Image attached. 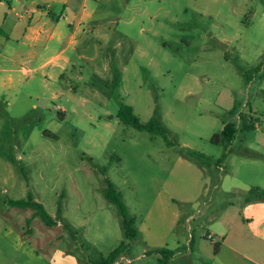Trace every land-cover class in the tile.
<instances>
[{"label":"rangeland","instance_id":"374dc122","mask_svg":"<svg viewBox=\"0 0 264 264\" xmlns=\"http://www.w3.org/2000/svg\"><path fill=\"white\" fill-rule=\"evenodd\" d=\"M86 7L95 11L97 23L85 26L94 46L68 51L76 70L54 83L37 75L0 87V264H96L122 243L131 249L117 264H161L159 251L192 236L207 241L192 255L199 263L210 250L202 237L209 215L235 203L259 218V203L247 209L244 199L251 188L264 190V1L88 0ZM117 73L120 101L142 124L158 109L173 146L120 120ZM227 123L237 134L226 152L215 138ZM244 123L252 129L243 131ZM106 179L139 232L131 243L104 196ZM30 193L55 226L7 204ZM180 261L188 264H171Z\"/></svg>","mask_w":264,"mask_h":264},{"label":"crops","instance_id":"0c3cea01","mask_svg":"<svg viewBox=\"0 0 264 264\" xmlns=\"http://www.w3.org/2000/svg\"><path fill=\"white\" fill-rule=\"evenodd\" d=\"M6 1L8 3L0 0V10L3 12L0 14V28L3 30L0 34V87L12 88L23 77L28 80L37 75L45 83L64 79L69 68L76 70L75 59L67 55L68 51L71 48L77 51L79 46H94L93 40L85 33V26L92 28L97 23L94 20L95 11H87L88 0H83L81 5L78 0H42V3L37 0H15L16 5L14 0ZM20 1H26L22 7L23 13L19 11ZM58 4L59 10L55 8ZM66 24L69 35L64 31ZM77 56L85 58L84 54ZM60 110L65 111V108L61 107ZM263 201L244 199L247 209L259 203V218L252 209L248 215L243 207L235 203H230L218 215H209L210 230L202 235L210 242L206 255L196 258L199 263L192 259L195 251L199 252L207 242L205 239L198 242L192 236L185 243L177 241L176 247L168 249L175 251L168 264L178 259L188 260V264H261L264 256ZM256 222L259 233L254 230ZM125 257L126 254L120 256ZM178 264L186 263L180 261Z\"/></svg>","mask_w":264,"mask_h":264},{"label":"trees","instance_id":"16d2710c","mask_svg":"<svg viewBox=\"0 0 264 264\" xmlns=\"http://www.w3.org/2000/svg\"><path fill=\"white\" fill-rule=\"evenodd\" d=\"M264 1V0H263ZM3 33V30L0 28V34ZM251 78V74H250ZM113 87V95L116 100L119 101L120 107L118 111V117L120 120L135 129L141 132H148L152 135H159L162 136L169 146H173L174 142L170 139L169 130L164 126L160 113L158 109H155L152 117L146 124H142L140 122L139 117L135 114L134 108L130 105L124 104L121 102V96L119 93L120 87V75L119 73L116 74L115 80L112 84ZM235 109V105L232 108V111ZM252 127L247 126L245 123L243 124V131H250ZM237 134V128L233 124H225L223 131L220 135H217L215 138V143L221 144L225 151L229 150L232 142L234 141ZM226 152L223 155V158L226 157ZM188 155L196 158L202 162H206L208 159L207 156L201 153H194L188 151ZM221 162V161H220ZM105 173V171H103ZM105 198L113 204L116 209L117 213L121 218L122 227L125 231V237L131 242L135 241L138 236L139 232L134 228V220L130 217L128 213V209L123 201V196L121 192L118 191L116 185L109 179H106V188L104 190ZM255 199H264V190L259 188H251L249 190V194L246 197V201H252ZM7 204L11 207L20 208V209H32L34 211V217H39L47 226L53 227L57 224L58 220H55L45 209V207L36 202L33 199L31 193L29 194L27 200H8ZM62 214V202L60 200L57 209V216L61 217ZM68 227V225H66ZM131 249L130 245L122 243L118 248L112 251L107 258H103L101 262L96 264H114L117 259L125 252H129ZM163 259L161 260V264H168L169 260L174 256V250L163 249L159 251Z\"/></svg>","mask_w":264,"mask_h":264},{"label":"built area","instance_id":"2783aa9c","mask_svg":"<svg viewBox=\"0 0 264 264\" xmlns=\"http://www.w3.org/2000/svg\"><path fill=\"white\" fill-rule=\"evenodd\" d=\"M125 258H122V260H124ZM128 262H129V260H128Z\"/></svg>","mask_w":264,"mask_h":264}]
</instances>
